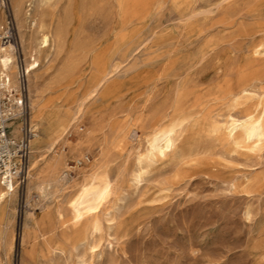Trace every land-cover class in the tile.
Returning a JSON list of instances; mask_svg holds the SVG:
<instances>
[{"label": "rangeland", "instance_id": "rangeland-1", "mask_svg": "<svg viewBox=\"0 0 264 264\" xmlns=\"http://www.w3.org/2000/svg\"><path fill=\"white\" fill-rule=\"evenodd\" d=\"M0 1V27L9 10L19 40L12 0ZM27 1L22 0L20 14L26 28L31 19ZM47 11L49 31L57 42L39 69V85L62 74L73 53H80L75 68L79 75L71 81L64 76L56 88L44 89L41 98L58 95L57 101L69 107L84 100L89 60L100 55L102 65L112 63L115 71L85 101L80 129L93 119L139 129L116 160L126 173L117 179V193L98 212L101 229L94 252L74 251L66 242V253L50 259L41 240L31 238V229L35 219L62 204L65 196L38 200L32 192L25 199L24 184L10 227L16 239L24 236V241L11 249L0 246V264H264V148L256 153L243 147L230 157H219L224 130L217 121L218 113L232 105L223 95L228 72L264 33V0H50ZM19 52L23 57L20 41ZM161 67L165 75L152 88L148 81ZM261 86L264 81L257 82L255 91ZM27 102L30 116L28 95ZM159 102L189 112L179 148L199 146L203 155L179 166L170 155L158 160L153 172L160 178L133 191L128 174L135 152L144 148ZM173 112V107L168 109L162 127L171 125ZM29 122L36 129L30 117ZM142 122L145 131L138 127ZM66 136L75 141L74 131ZM83 155L92 160L98 150L90 145ZM67 162L75 165L73 158ZM62 175L70 179L74 171Z\"/></svg>", "mask_w": 264, "mask_h": 264}, {"label": "bare ground", "instance_id": "bare-ground-1", "mask_svg": "<svg viewBox=\"0 0 264 264\" xmlns=\"http://www.w3.org/2000/svg\"><path fill=\"white\" fill-rule=\"evenodd\" d=\"M49 2L50 0H29L26 13L31 19L27 28L20 18L22 0H12L11 5L17 20L16 28L26 70V88L31 109L29 117L31 121L36 122L35 134L30 140L28 173L24 183L25 199H30L32 192H36L38 200L39 197L65 196L62 204L52 211L43 212L39 218L35 219L34 228L31 229V238L40 239L42 250L52 259L55 255L60 256L66 253V242L71 244L74 251L80 249L95 251L96 234L101 229L97 218L98 212L101 206H104L110 197L117 193V179L126 173L124 164H118L116 160L121 156L128 137L132 132L137 135L135 132L139 128L136 129L137 127L122 122L107 124L102 120L93 119L88 126L80 129L79 123L86 113L85 101L93 98L115 71V65L112 63L108 66L102 65L100 55H93L89 60L84 100L74 107H69L57 101L58 95L41 98L44 89L56 88L64 76H68L70 78L68 80L71 81L79 75L75 72V68L80 53H73L66 62L62 74L49 79L42 86L39 85L41 78L39 69L48 61L57 42L56 37L49 31V23L46 21ZM3 26L4 24L0 30ZM251 60L259 61V63L254 65L250 62ZM162 67L155 77L148 81L152 88L165 75ZM1 75L7 77V83L13 89L18 88H15L18 81L11 44H0ZM263 81L264 33L259 36V42L254 44L248 53L243 54L237 67L230 69L225 79L227 88L223 95L230 97L232 105L231 108L229 106L230 110L223 111L224 113L217 112V121L221 122L224 130V141L219 148V157H230L233 153H239L243 147L256 153L264 148V86H261L259 91H255L257 82ZM145 82L147 83V80ZM217 93L219 95V92ZM172 107L175 119L171 125L162 127L161 121L168 116V109ZM153 108L150 125L147 126L150 130L145 135L146 139L143 137L145 143L142 147L144 148L141 150L138 148L135 152L134 164L128 174L133 191L160 178L157 179V175L153 172L154 164L158 160L170 155L179 166L190 161L195 162L196 157L202 154V151L197 148L199 146H187L192 147L188 150L179 148L182 147L179 142L180 132L182 126L190 119L189 112L181 110L175 104L168 106L161 102ZM138 127L145 131L143 122ZM72 131H74L75 141L66 138L67 133ZM90 145H94L98 150L97 157H93L92 160L83 155L85 147L87 149ZM70 158L74 159L75 165L68 164L67 161ZM66 170H73L74 176L70 179L63 176L62 173ZM18 197L19 192L14 186L5 187L0 184V246L9 249L16 244L21 246L24 241V236L17 240L10 228L17 217V208L14 203ZM113 218L114 216H110L109 220Z\"/></svg>", "mask_w": 264, "mask_h": 264}, {"label": "built area", "instance_id": "built-area-1", "mask_svg": "<svg viewBox=\"0 0 264 264\" xmlns=\"http://www.w3.org/2000/svg\"><path fill=\"white\" fill-rule=\"evenodd\" d=\"M0 44L13 47L18 81V88L13 89L7 77L0 76V184L14 186L21 192L27 178L30 140L35 129L29 122L26 70L9 10H6V22L0 30Z\"/></svg>", "mask_w": 264, "mask_h": 264}]
</instances>
